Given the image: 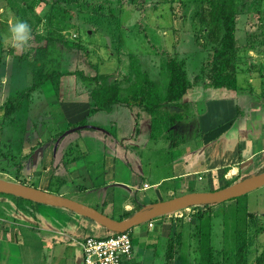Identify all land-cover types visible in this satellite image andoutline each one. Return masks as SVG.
<instances>
[{
    "label": "rangeland",
    "instance_id": "374dc122",
    "mask_svg": "<svg viewBox=\"0 0 264 264\" xmlns=\"http://www.w3.org/2000/svg\"><path fill=\"white\" fill-rule=\"evenodd\" d=\"M130 1L0 0V31L3 37V48L0 55V105H3L8 97L18 95L32 85L34 68L39 67V62H35L34 59L39 56L37 52L43 47H47L48 54L43 62L45 70L62 72L82 70L87 76L98 74L101 77L99 81L103 84L111 83L116 78L126 75L129 71V57L133 55L141 71L146 72L149 78L157 83L162 94L165 93L167 87V74L162 70L161 65L168 55L175 54L179 59L185 60L189 78L197 73L207 54L197 46L194 38L198 30V17L194 16L198 10V2L187 3L189 0H133L132 4H129ZM209 1L206 0L202 4L204 15H207L209 10ZM234 2H236V9L239 11L236 30L239 89L234 91V94L238 97V106L242 108L246 105L243 99H240L241 97L247 96L252 101L258 100L260 103L261 100L264 101V0H234ZM99 3L103 5L101 9L104 11L103 16L93 15L90 17L85 11V7L88 4V9L94 10V7ZM47 5H51L50 7L53 9L51 25L46 21L48 17L43 16L45 11L48 13ZM119 5L120 10L117 7ZM63 8L68 13H62ZM78 10L84 11L79 12ZM91 14H94L93 11L90 12ZM86 19L88 21H85ZM16 20L26 21L32 27V40L28 49L23 53L16 52L7 40L9 26ZM43 35L48 41L36 40V36L41 37ZM247 51L251 52L249 53L251 66L246 64ZM9 56L12 57L10 61L6 59ZM257 56L262 58L257 59ZM21 58L26 59L19 60ZM126 86L122 85L124 89ZM197 91L201 92V87H198ZM52 94H55L54 91ZM121 96L127 97L125 90L121 92ZM45 97L44 88L32 92L28 100L21 101V107L13 114L15 123L10 121L11 115L1 125L0 172L16 175L12 162L17 163L19 161L18 155L22 147V139L24 133H28L29 122L39 121L36 123V129L41 140L48 136V132L53 133L57 130L54 121L58 119L52 120L50 117L45 106ZM208 98L209 95H205V98L201 99L199 103L186 107L181 115L171 108L170 114L164 116L160 121L159 129L164 131L166 135L168 131L167 119L173 118L176 119V122L184 119L182 124L176 126V129L184 130L188 139H198L194 136L195 130L198 128L196 115L202 113L203 109L201 108ZM242 110H244L243 116H246V108H242ZM3 112L4 108H1L0 120H2ZM113 113L114 110L101 113L102 117L106 118L104 121L106 125L95 123L90 127L106 133L116 134L118 132L120 138L127 137L130 118L122 117L118 120ZM145 120L138 118L143 131ZM186 120L187 122H185ZM242 122L240 120V123ZM185 123L187 126L183 127ZM123 126H126L125 131L120 134L121 129L124 130ZM173 129L174 127L172 128L173 136L171 139L178 142L181 137L175 136ZM68 130L70 129L64 132ZM90 131L86 129L76 131L70 134L68 139L74 138L76 134L81 132L89 133ZM234 131L236 132V130ZM162 133L151 137L147 134L138 136V138H142V141L146 139L147 142H150L147 150L146 145L144 149L147 158L153 162L150 168L143 164L142 172L144 171V174L142 178L144 181L153 182L154 178L171 174L170 161L175 160L182 152L178 145L168 149L167 140L160 138ZM76 139L77 137L71 141ZM99 142L94 137L83 138L79 141L78 147L83 146V150L85 149L83 152H89L83 158L84 163L88 164L95 161L96 164L98 163V151L102 148ZM129 144L135 145L134 142ZM136 146H139L138 142ZM143 150L141 149V151ZM11 152L14 158L9 156ZM75 154L72 151V155L68 159L76 156ZM101 170L102 168L96 167L93 169V174L98 175ZM149 171L152 172V179L147 176ZM72 180L74 182L68 184L70 188L74 186L77 190L67 192L64 195L66 198L94 208L100 213L103 212L104 215L114 220L118 219L123 202L122 195L127 194L126 191L112 185L111 188L101 189L104 194L101 196L99 189L84 192L80 188H83L86 183L74 178ZM236 181L226 182L233 185ZM226 182H221L220 185L225 186L224 183ZM58 183H60V179H56L50 185L49 190L53 192ZM94 183L98 182L95 181ZM141 183L143 182L141 181ZM32 185L37 186V183ZM37 187L44 189L39 185ZM212 188L206 181H192L189 188H181L175 181H169L158 190L151 186L149 190L133 191L135 196L132 197V201L144 206L190 192H209L212 191L209 190ZM170 190L175 193V196L168 195ZM104 202L106 204L103 206L102 203ZM17 205L19 208L25 207L26 213L29 211L38 225H43V216L46 215L49 216V221L54 223L59 220V225L62 227L64 222L61 217L70 213L64 209L31 203L23 198L18 200L8 195H0V208L16 207ZM185 207L152 220L155 224L152 229L146 230L145 224H143L130 230L133 245L132 260H135L133 262L136 264H202L204 259L211 255V264H237L235 234L238 229L243 228L241 226H245L248 239L251 241L242 264H254L256 257L263 252L264 186L242 197L210 205L209 208ZM110 209L113 212L109 211ZM178 211L183 213V219L173 216ZM60 212L61 217L58 215ZM247 213L254 219H250ZM130 214L133 215L134 212ZM54 216L60 219L54 221ZM191 218L196 219L192 220ZM238 220L239 223H237ZM65 223L67 224V222ZM253 223L256 224V227ZM162 224L170 228L177 226L178 231L172 234V229L169 232L168 228L164 234V230L158 231L161 227L159 225ZM30 232L32 233V231ZM168 233L172 235L169 240L166 238L169 236ZM256 233L257 236L254 235ZM106 234L105 232L104 235ZM104 235L91 234V236ZM74 247L77 253L74 252V254L77 256L79 255L78 249L76 246ZM79 258L77 257V260ZM50 263L51 261L48 260L47 264ZM56 264L63 263L56 262Z\"/></svg>",
    "mask_w": 264,
    "mask_h": 264
},
{
    "label": "crops",
    "instance_id": "0c3cea01",
    "mask_svg": "<svg viewBox=\"0 0 264 264\" xmlns=\"http://www.w3.org/2000/svg\"><path fill=\"white\" fill-rule=\"evenodd\" d=\"M247 53L246 64L251 66V60L249 59V53L251 52L247 51ZM259 58L262 57L257 56V59ZM98 77L101 78L99 75ZM43 88L46 92L44 101L46 102L47 111L52 120L58 119L54 121L57 130L53 133L48 132V136L41 140L36 129V123L39 121L29 122L28 133L25 132L22 139V147L18 155L19 161L17 163L12 162L16 175L0 172L1 180L40 189L63 197L67 192L77 190L74 186L70 188L68 184L74 182L72 178L86 183L83 188H80L84 192L99 189L101 196H104L101 189L111 188L113 185L127 192V194L122 195L123 202L117 219L125 220L122 217L127 213L138 212V206L144 208L153 205L152 203L144 206L135 204L132 201V197L135 196L133 191L149 190L151 186L158 190L164 183L169 181H175L181 188H189L192 181L196 180L198 182L206 181L210 188L213 187L209 190H213L223 187L220 185L221 182L239 179L234 182L237 183L242 180L254 179L264 170L263 100L260 103L258 100L252 101L247 96L241 97L240 99H243L246 105L242 108H246L247 112L246 116H243L244 110L238 106V97L234 94V91L227 89L206 90L203 87H201V92L197 91L198 87L189 90L172 110L178 111L181 115L186 107L199 103L201 99L205 98V95H209L201 108L203 109L202 113L196 115L198 128L195 130L194 136L198 139H188L184 130L176 129V126L182 124L184 119L173 126L175 136L179 135L181 137L178 142L171 139L173 127L166 132V135L163 132L160 138L167 140L168 149L178 145L182 152L175 160L170 161L171 174L154 178L153 182H147L142 178L144 174L142 167L143 164H146L147 168L153 165L151 159L147 158L146 153L150 142L138 138L140 134H146L145 126L144 131L141 129L139 134H135L133 111L124 105H117L112 109L118 120L122 117L130 118L129 130L126 133L128 136L120 138L118 132L116 134L106 133L90 127L95 123L106 125L104 122L106 118L102 117V112L90 113L92 106L88 95L85 89L78 86L77 79L74 76H65L61 79L58 96L52 94L53 89L49 83H45L41 89ZM84 119L87 120V125H89L87 126L89 128L85 129L91 131L76 134L77 139L75 141H71L75 137L68 139L71 136L70 134L78 131V128L64 131L70 125H75ZM5 120H0V124L3 125L6 122ZM240 120L243 122L240 123ZM10 121L14 123L16 121L13 114ZM186 126L185 123L183 127ZM123 127L124 130L121 129L120 134L125 131L126 126ZM32 129L33 131H31ZM85 129L79 128V130ZM60 133L62 135L57 137ZM93 137L100 141L99 144L102 148L98 151V163L96 164L95 161L87 164L83 162V158L89 152H83L85 149L83 150V146L78 147V143L83 138ZM132 142L135 145L129 144ZM137 142L139 146H136ZM145 145L146 150L144 149ZM141 149L144 150L141 151ZM72 151L76 153V156L68 159L72 155ZM10 155L14 158L12 152ZM96 167L102 168L98 175L93 174V169ZM147 176L152 179V172L149 171ZM56 179H60V183L51 192L49 190L50 185ZM95 181L98 183H94ZM33 183H37V186L44 187V189L32 185ZM226 184L228 183H224V185ZM168 195L173 197L175 193L170 190ZM112 200L114 201L113 194ZM102 204L104 206L106 202ZM109 211L113 212L111 209ZM69 212L63 217L60 216L61 212L58 214L64 222V226L61 227L59 220L54 223L49 221V216L46 215L43 216V225H38L35 222L36 219L34 220L31 217L29 211L26 213L23 206L22 208H19L18 205L16 207L0 208V264H47L48 260L51 261L50 264H56V262L82 264L80 242L91 234L104 235L105 231L91 220L71 211ZM56 219L60 218L54 216V221ZM144 224L146 230L155 227L154 221ZM159 226L161 227L158 231L164 230V234L168 228L169 232L172 229V234L178 231L177 226L173 228L165 224ZM171 237L170 233L166 238L169 240ZM74 246L78 249L79 255L77 256L74 254ZM77 257H80L79 260H77ZM133 260L131 258L130 264L131 262L136 264Z\"/></svg>",
    "mask_w": 264,
    "mask_h": 264
},
{
    "label": "trees",
    "instance_id": "16d2710c",
    "mask_svg": "<svg viewBox=\"0 0 264 264\" xmlns=\"http://www.w3.org/2000/svg\"><path fill=\"white\" fill-rule=\"evenodd\" d=\"M205 1L206 0H189L187 2H198V10L194 14V16L198 17V30L194 38L197 46L204 52H207L197 73L192 75L191 78L187 75L185 60L179 59L175 54L168 55L167 59L161 65L162 70L167 74V87L165 93L162 94L157 83L151 80L146 72L141 71L136 58L131 55L129 57L128 73L116 78L111 83L103 84L99 81L98 74L87 76L82 70L68 72L45 70L43 62L46 60L48 54L47 47H43L38 50L37 54H39V56L34 59L35 62H39V67L37 69L36 67L34 68L32 85L24 92L8 97L3 105L0 106V111L1 108H4L2 121L17 112L21 107V101L28 100L31 93L40 90L45 83H49L54 93L58 96L61 79L70 75L75 76L79 80L78 86L85 89L90 105L92 106L90 113L110 112L114 106L124 105L133 111V116L135 118V134H139L142 129L138 118L141 120L146 119L144 126L147 130L146 134L149 137L164 132L159 129L160 121L164 116L170 114V108H173L180 102L189 90L201 86L204 89H230L236 91L239 89L237 82L238 46L236 42L237 15L239 11L236 9V2H234V0H207L210 2V7L207 11V15H204L202 4ZM72 2L74 3L75 1ZM131 2H133V0H131L129 4H132ZM50 6L47 5L46 8L49 15L46 11L43 14V16L48 17L46 21L49 25L53 22V9ZM102 7L103 5L99 3L94 7V10H89L87 4L85 11H87L90 17L93 15H101L99 17H102V14H104V11L101 10ZM117 7L119 9L120 5ZM65 10L66 9L63 8L62 13H64ZM119 10L118 12L120 13ZM82 11L84 10L79 12ZM92 11L94 14L90 15ZM85 21H88V19ZM1 33L0 31V55L2 54L3 48V37ZM44 37V35L41 37L36 36V40H45ZM45 41H48V39ZM26 58H21L19 60ZM123 84L127 85L125 89L122 87ZM123 90L127 93V97L125 98L121 96ZM86 121L87 120L84 119L75 125H70L68 129L78 128L79 131V128H89L87 127ZM167 121V130L170 131L177 122L176 119L173 118L167 119ZM0 125H2V123ZM61 135L62 133L57 137ZM229 185L230 183L223 187ZM201 207L209 208L210 205H203L197 208L200 209ZM137 209L140 210L141 207L138 206ZM130 215V213H127L122 218L126 219L130 217ZM247 216L250 219H254L249 213H247ZM237 223H239V220ZM253 225L256 227L255 223H253ZM241 227L243 228L238 229L235 234L237 264H242V260L247 250H249L251 242L248 239L245 226ZM254 235L257 236L258 234L256 233ZM263 263L264 250L256 257L254 264ZM202 264H211V255L204 259Z\"/></svg>",
    "mask_w": 264,
    "mask_h": 264
},
{
    "label": "water",
    "instance_id": "95a60500",
    "mask_svg": "<svg viewBox=\"0 0 264 264\" xmlns=\"http://www.w3.org/2000/svg\"><path fill=\"white\" fill-rule=\"evenodd\" d=\"M264 186V170L251 180H242L217 190L209 192H190L181 196L161 201L141 208L125 220H114L94 208L72 201L66 197L55 195L40 189L26 187L0 179V194L23 198L35 204L71 211L81 217L91 220L110 233H123L132 228L162 217L169 212L188 206L215 205L228 200L242 197Z\"/></svg>",
    "mask_w": 264,
    "mask_h": 264
},
{
    "label": "built area",
    "instance_id": "2783aa9c",
    "mask_svg": "<svg viewBox=\"0 0 264 264\" xmlns=\"http://www.w3.org/2000/svg\"><path fill=\"white\" fill-rule=\"evenodd\" d=\"M183 219L182 212L173 215ZM82 264H129L133 245L130 232L107 233L104 236H87L81 242Z\"/></svg>",
    "mask_w": 264,
    "mask_h": 264
},
{
    "label": "clouds",
    "instance_id": "9594fccd",
    "mask_svg": "<svg viewBox=\"0 0 264 264\" xmlns=\"http://www.w3.org/2000/svg\"><path fill=\"white\" fill-rule=\"evenodd\" d=\"M7 40L10 46L18 53L25 52L32 40V27L29 23L23 20H16L12 22L8 29ZM11 60L12 57L6 58ZM106 233H110L104 230ZM130 232V231H129Z\"/></svg>",
    "mask_w": 264,
    "mask_h": 264
}]
</instances>
